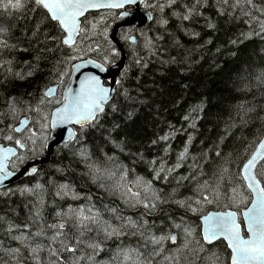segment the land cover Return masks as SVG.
Masks as SVG:
<instances>
[{"label":"trees","instance_id":"16d2710c","mask_svg":"<svg viewBox=\"0 0 264 264\" xmlns=\"http://www.w3.org/2000/svg\"><path fill=\"white\" fill-rule=\"evenodd\" d=\"M193 3L194 0H177L174 10L185 12V6L191 7ZM255 3L257 7H264V0H255ZM197 11L199 15L182 21L172 15L173 9L166 8L163 14L152 10L153 23L142 30H133L136 32V43L131 46L128 41L123 43L127 71L119 77L122 86L117 85L113 100L99 117V126L86 128L68 143V147H59L50 162L40 167L36 175L0 193V217L5 218L0 222V264H16L5 249L17 247L23 254L20 264H35L21 244L12 239V235L25 231L31 236V233L44 229L46 235L51 236L55 230L47 226L61 222L56 213L67 212L69 207L83 208L86 214L89 208L93 212L99 210L103 218L113 224L120 223L116 216L125 220L128 217L133 221L147 220L149 225L154 223L157 226L170 223L169 217L180 223L182 217L183 222L195 230L194 236L189 238L193 241L190 248L197 247L194 241L200 239V218L210 211L228 210L223 207L225 201L222 200L218 205H203L202 211L194 214L171 201L189 197L197 199V184L190 177L196 175L200 183L211 181L212 173L223 163L222 158L229 154L231 172L237 174V166H242L247 156L255 151L259 139L264 138V78L258 79L264 73V36L256 35L260 31L258 25L250 24L248 17L240 11L229 9V12L235 11L234 16L221 14L217 0H207V6ZM91 15L94 14L88 15L87 20ZM161 15L168 19L166 26L157 23ZM209 24L214 27H209ZM0 30V41L14 46L10 49L0 47V64L3 65L0 67V113H5L0 116L3 121L0 123V143L8 145L15 144L18 136L11 129L23 117L31 120L38 118L34 112L24 110L25 103L31 102L34 106L49 87L59 85L61 89L53 103L46 98L42 106L50 114L60 104L57 101L62 102V91L69 79V76H64L61 84L56 72H69L83 56H78L77 51L66 46H61L63 50L42 51L54 48L59 41L46 38L51 25L41 24L40 13L30 12L27 8L18 11L0 7ZM145 37L154 46L152 49L145 47ZM103 43L98 45V51H90L89 58L104 62L105 52L112 43ZM86 49L83 48V51ZM68 55H76L79 59L62 63L57 68L56 62ZM109 56L111 62L119 58L111 56L110 52ZM137 59L139 64L135 63ZM8 60L13 63L6 64ZM25 62L38 66L34 74L14 79L7 68L11 67L13 72H26L28 65ZM13 97L16 98L14 115L9 99ZM112 105L116 106V111L112 110ZM6 135H11L13 140L5 139ZM163 136H168V139L161 140ZM185 148L188 152L180 162L182 166L170 175L162 173V176L168 175L167 180L154 179L153 166L148 162L157 160L154 166L157 169L160 162L166 169L172 168ZM81 150L87 155L86 160L81 158ZM218 151L221 157L215 155ZM45 153L41 144L34 157L44 156ZM120 166L128 170L123 185L137 191L131 182L138 176L143 177L152 182L162 200L169 202L158 204L154 211L126 203L129 197L112 191L120 172L109 178V173ZM94 169H99L95 178L92 174ZM37 184L42 187L37 188ZM62 184L69 185L72 190L68 197L56 195L58 186ZM23 188H32L35 192L21 194L20 189ZM73 193L78 198L73 199ZM111 208L118 211L113 214L109 211ZM9 223L18 225L19 229L12 234L7 233ZM25 225L29 228L25 229ZM125 230L129 234L120 239H105L103 233L97 235L95 230L87 234L98 240L103 248L96 257L100 264H120L122 257L115 262L112 260L119 247L144 251L143 241L131 235L129 229ZM67 231L69 239L78 234L74 229ZM152 231L160 234L158 228ZM164 231L168 232V228ZM171 234L177 235V242H165L164 252L154 259V264H170L164 256L179 257V264H204L190 250L177 251L184 242L182 230L172 229ZM37 241L45 244L39 256L41 264H48L50 259H55L49 256V241L35 238L32 243ZM51 246L59 247V244ZM205 247L219 254L221 264H227L230 251L224 241ZM148 251H151L150 246ZM62 255L72 258L70 253Z\"/></svg>","mask_w":264,"mask_h":264},{"label":"snow or ice","instance_id":"6c2138e0","mask_svg":"<svg viewBox=\"0 0 264 264\" xmlns=\"http://www.w3.org/2000/svg\"><path fill=\"white\" fill-rule=\"evenodd\" d=\"M140 5H143L145 9H152L161 14L165 12L166 8L173 9V16L182 21H188L200 14L197 9L207 6V0H194L191 7L185 6V12L174 10L177 6V0H164L163 3L161 0H154L152 3H149L148 0H0V7H3L5 10L11 8L19 11L27 8L30 12L40 13L41 24L51 25V31L47 34L46 38L52 41L58 40L59 43L54 48L43 49L42 51L63 50L61 46H66L67 49H71L72 51H82L83 49L74 47L77 45L78 40L83 42L90 39L92 35L100 34L97 32V23L88 21L85 16V13L91 9H125L130 8V6L139 8ZM217 6L221 14H228L230 16H234L235 11H240L244 17H248L250 24L254 23L258 25L260 31L256 35L264 36V7H257L255 0H217ZM229 9L235 11L229 12ZM134 16L135 13L131 10L119 13V19L128 22L129 30H132L136 26L137 21L133 19ZM147 19H153L151 11L147 12ZM157 23L161 26H166L168 19L161 15ZM208 26L214 27L212 24ZM141 34L143 35V33ZM103 35L107 38L106 30ZM123 38L125 40L130 39L127 35ZM145 41L146 48L152 49L154 47L147 37H145ZM109 43L111 44V41ZM132 43H136L135 39H132ZM0 47L10 49L14 46H10L6 41H0ZM24 50L26 51V49ZM91 50L98 51V48ZM109 52L113 57L119 55L115 46L112 45L105 52L103 63L84 61L82 64H73L69 72L59 70L56 72L61 84L63 83L64 76H69L70 82L64 93L63 101H57L62 106L56 108L54 112L44 114L42 107L45 104L46 98L50 97L55 91L51 88L44 92L42 97L37 99L34 106L31 102H26L24 110L34 112L39 117L37 123L45 131L49 128V125L51 129L55 130H59L64 125L79 126V133L73 131L71 128L66 129L68 136L72 139L82 134L88 127L96 128L99 126V117L104 114L105 106L111 100L110 93L114 89L105 87L104 82L98 74L82 72L81 69L88 64H92L99 72L109 71L105 67V64L111 63ZM76 59H79V57L68 55L62 60L57 61L56 66L58 68L60 64L70 63ZM5 63L11 65L13 62L8 60ZM25 63L28 65L26 72H13L11 67H8L7 71L14 79H24L26 76L33 75L38 66L28 62ZM135 63L139 64L140 60H135ZM0 67H3V65L0 64ZM71 71L80 72V76L76 81L78 87L73 88L71 86ZM126 71L127 69L122 71V77ZM261 78H264V73H261L260 77H258V79ZM115 84L122 86V79L115 80ZM125 95H127L126 90ZM9 99L11 112L14 115L16 112V98ZM111 107L113 111H116L115 105ZM3 115L5 113H0V116ZM49 116L51 119H49ZM0 123H3V121L0 120ZM19 123L20 125H26L29 123V120L26 117L24 120H20ZM11 130L17 133L22 131L21 127ZM4 138L9 141L13 140L11 135H6ZM27 139L33 145L31 149L33 152L36 151L35 145L38 139L42 141L43 147L47 146L46 141L48 137H38L34 130ZM160 139L166 141L168 136H163ZM76 142L79 143L78 140ZM153 143H156V141H153ZM15 144L17 148L28 149V145L21 139H16ZM64 147H68V142L64 143ZM165 152H167V149H165ZM187 152L188 149L185 148L179 154L177 163L172 168L166 169L164 164L160 162V166L157 169L154 166L158 161H149L150 166H153L154 179L163 178L167 180L168 175L176 168L182 166L180 162L186 158ZM80 155L82 159L86 160L88 158L83 150H81ZM215 155L221 157L219 151ZM230 155L222 158L223 163L218 165L212 173L213 178L211 181L205 180L203 183H200L196 175L190 177L197 184L195 190L198 196L197 199L193 200L189 197L184 200L171 201L178 207L194 214L201 212L203 205H218L222 200L225 201L223 207L228 209L227 211L208 213L201 217L200 239L194 241L197 246L195 248H190V244L193 241L189 239L194 236L195 230L185 224L182 217L180 223L172 221L171 217H169L170 223H162L157 226L154 223L149 225L147 220H142V222L133 221L131 217L125 220L120 216H116V219L120 223L113 224L108 219H104L99 210L93 212L92 208L87 210V214L83 208L72 209L71 207H69L67 212H57L56 216L60 217L61 222L47 226L55 230L51 236H47L44 229H40L35 233H31V236L28 232L20 231L19 235H12V239L21 244L29 253V258L35 261V264H41L39 256L45 249V244L42 241H37L35 244L32 243L35 238H43V240L49 241L47 250L50 258L55 259H50L48 264H100L96 260V257L103 251V248L98 240L88 237L87 234L95 230L97 235L103 233L105 239H120V237L129 234L125 231V228H127L131 231V235L138 236L143 241L142 247L144 251H141L140 248L119 247L112 260L115 261L118 257H122L120 264H154V259L163 254L165 242L171 241L173 244L177 242L178 237L171 234V230L178 229L184 233V242L177 251L190 250L196 255L198 260H203L204 264H221L219 254L205 247V245L212 246L214 242L221 240L226 242L227 249L230 250L227 264H264V138L259 139L255 151L250 156H247L242 166H237L239 168L237 174L231 172L232 160ZM12 157H15L20 162L25 160L23 155H17L15 148L0 147V185L15 175V172L8 171ZM36 171L37 169L33 166L30 169L25 168L24 174L32 175ZM117 171L120 172V176L116 180L112 191L114 193L119 191L121 196L129 197L125 201L126 203H130L132 206H142L146 210L154 211L157 209L158 204L169 202L162 200L159 193L153 188L152 182L145 180L143 177L138 176L131 182L138 189L137 191H133L131 187L123 185L122 182L128 173V170L124 166H120L116 171L110 172L109 178L115 177ZM96 172H99V169L93 170L92 174L94 178ZM162 173H167L168 175L162 176ZM200 174L203 175L204 173L201 171ZM181 179L187 180L189 177H182ZM101 186L103 187V185ZM36 187L41 188L42 186L37 184ZM20 191L21 194L24 192L33 194L35 192L32 188H23ZM71 191L69 185L62 184L58 186L56 195L63 198L69 195ZM72 198L76 199L78 197L73 193ZM41 203H43L42 200ZM233 208L236 210L233 211ZM109 211L115 214L118 210L111 208ZM36 215L39 217V210H37ZM4 219V217H0V222L4 221ZM24 227L25 229L29 228L28 225ZM153 228H158L160 234L157 235L156 232L152 231ZM165 228H168V232L164 231ZM18 229V225L9 223L6 231L12 234ZM68 229H74L78 234H74L69 239ZM56 243L59 244V247L51 246ZM149 246H151V251H148ZM5 252L16 260V264H20V257L23 255L20 247L8 248L5 249ZM63 253L72 254V258L63 257ZM200 253H206V255L201 256ZM164 260L169 261L170 264H179V257L164 256Z\"/></svg>","mask_w":264,"mask_h":264},{"label":"water","instance_id":"95a60500","mask_svg":"<svg viewBox=\"0 0 264 264\" xmlns=\"http://www.w3.org/2000/svg\"><path fill=\"white\" fill-rule=\"evenodd\" d=\"M142 7H143V5H140L139 8H137L136 6H130V8L132 9L131 11L135 13V16L133 17V19H135L137 21V23H136V26L134 28L137 30H142L144 28H147L154 21V15H153V19H151V20L147 19V12H143ZM127 9L128 8H125V9H107V8L91 9L87 13H85V16L87 17L90 14H97V13H102V12H118V13H120L121 11H125ZM152 14H153V12H152ZM126 28H128V22L126 20H120L119 22H117L113 26L112 30L109 33V40L116 47L117 51L119 52V56H120L119 61L112 63L108 67L105 66L106 68L109 69V71L103 72V73L99 72L98 69H96L92 64H88L81 69L82 72H92V73L98 74L101 77L102 81L104 82L105 87H109L110 89H114V91H112L110 93L111 100L109 101L108 105L111 103V101L113 100L115 93H116L117 85L115 84V80L119 79L122 71L124 69H126V65H127L126 51L123 47L122 41L119 38V33L123 29H126ZM132 39H135V41H136V36H132L131 41H132ZM78 42H79V40L77 41V44H78ZM84 61H94L95 63H101V62H99L93 58H86V59H83V60L76 62L75 64H82ZM79 76H80V72L71 71V74H70L71 86L73 88L78 87L76 81H77V78ZM69 82L70 81L68 79V81H67V83L63 89V92H62L63 96L67 90ZM105 82H110V83H109V85H106ZM50 88L54 89L55 91L53 92V94L50 97H48V99H53L58 95L59 85L51 86L48 89H50ZM108 105L105 106V109L107 108ZM61 106H62V104H60L56 108L61 107ZM55 109L52 112H54ZM25 118L26 117H23L21 120H24ZM50 119H51V117H50ZM28 120H29V123L26 125H20V123H18L16 125V127H21V129H22L21 132H19V133L16 132L17 134H21V133L25 132L30 127L32 121L30 118H28ZM68 128H71L73 131H76V129L79 128V126H77V125H64L59 130L51 129V127H50V134H49V138L47 141V146L45 147V152H46L45 156L29 160L20 169H18V170H12L11 169V164L15 159V157H12L11 162L9 163V166H8V171L15 172V175L13 177H11L9 180H6L2 185H0V193L4 190H7V189L15 186L16 184L20 183L25 178L36 175L40 167L45 166L50 162L51 157L54 154V152L57 150V148L63 146L65 142H68V143L72 142L74 139H72L68 136V132L66 131V129H68ZM0 147L15 148L17 155H19V149H22V148H17L16 145H12V144L4 145L2 143H0ZM33 166L37 169V171L35 173H33L32 175L24 174L25 168L30 169ZM214 212H218V211H210L208 213H214ZM208 213H206L204 215H207ZM200 221H201V218H200ZM201 227H202V225H201ZM217 242H219V241L214 242V244ZM225 244H226V242H225Z\"/></svg>","mask_w":264,"mask_h":264},{"label":"rangeland","instance_id":"374dc122","mask_svg":"<svg viewBox=\"0 0 264 264\" xmlns=\"http://www.w3.org/2000/svg\"><path fill=\"white\" fill-rule=\"evenodd\" d=\"M149 3L154 2V0H149ZM117 19V13L116 12H106V13H98V14H94L91 15L90 18L88 19V21H92V22H96L97 23V32L100 33L98 35H92L90 39L85 40L83 42H79V44L76 46L80 49L86 48V51H77L79 54L78 56H83L84 58H87L90 51H92L91 49H93V47L96 45L98 46V44H101L103 42H109V33L111 31V24H114V22ZM107 32V38H105V36L103 35V33ZM136 32L132 31L128 34L129 37L131 36H136L135 35ZM91 35V34H90ZM129 40V39H128ZM126 40V41H128ZM88 44L92 45L93 47H88ZM111 47H108V49H110ZM79 61V60H78ZM50 102L53 103V99L50 100ZM54 110V109H53ZM44 114H47L46 110H44ZM39 119V117L36 120H32L33 123L31 124L30 128H28L25 132L21 133V134H17V138L16 139H21L23 140L27 145H28V149L24 150L21 155H23L25 157V160L23 162L17 161L15 160L12 164V168L17 169L18 167H20L21 165L24 164V162L27 160L28 158H33L34 157V153L31 149L33 147V145L28 141V136L31 135V132L34 130L37 134L38 137H43V136H47L49 138V134H50V125L49 128L45 131L43 129H41L40 124L37 123V120ZM50 119V116H49ZM48 141V139H47ZM46 141V144H47ZM42 144L41 140H37V143L35 145V148L37 149V147H40V145ZM16 145V144H14Z\"/></svg>","mask_w":264,"mask_h":264},{"label":"flooded vegetation","instance_id":"af4514ba","mask_svg":"<svg viewBox=\"0 0 264 264\" xmlns=\"http://www.w3.org/2000/svg\"><path fill=\"white\" fill-rule=\"evenodd\" d=\"M148 1H149V0H148ZM127 10H132V9H131V8H128ZM142 10H143V12H149V11L152 12V9H145L144 7H142ZM119 21H120V19H119V13H117V19H116L115 24H116L117 22H119ZM115 24H114V25H115ZM112 28H113V27H112ZM112 28H111V29H112ZM134 29H135V28H133L132 30L128 31L129 28H128V29L126 28V29H123V30L119 33V38H120V40L122 41V43H126V42H127L123 37H124L125 35L128 36V34H129L130 32H132ZM136 30H137V29H136ZM131 38H132V36H131L130 39L128 40V43H129L130 45H131V44L133 45L132 41H130ZM136 40H137V39H136ZM123 41H124V42H123ZM79 42H80V41H79ZM78 44H79V43H78ZM96 48H98V47H96ZM87 58H89V56H88ZM119 58H120V56H119ZM119 58L116 59L115 61L109 63V64H106L105 66L108 67V66H110L112 63L119 61ZM109 83H110V82H105L106 85H109ZM60 89H61V88H59L58 93L60 92ZM62 92H63V91H62ZM13 162H14V161H13ZM13 162H12V164H13ZM27 162H28V161L26 160V161L24 162V164L20 166V168L23 167ZM12 164H11V169H12V170H15V168H12Z\"/></svg>","mask_w":264,"mask_h":264},{"label":"bare ground","instance_id":"6f19581e","mask_svg":"<svg viewBox=\"0 0 264 264\" xmlns=\"http://www.w3.org/2000/svg\"><path fill=\"white\" fill-rule=\"evenodd\" d=\"M103 14H104V13H103ZM115 22H116V21H115ZM111 25H112V24H111ZM113 25H114V24H113ZM111 28H112V26H111ZM127 29H128V28H127ZM128 31H130V30H128ZM128 37H129V36H128ZM130 41H131V40H130ZM109 42H110V41H109ZM123 42H124V41H123ZM106 43H107V42H106ZM103 44H104V43H103ZM108 44H109V43H108ZM98 45H100V44H98ZM101 45H102V44H101ZM110 45H111V44H110ZM131 45H132V44H131ZM131 45H130V46H131ZM95 46H96V45H95ZM103 46H104V45H103ZM97 47H98V46H97ZM93 48H95V47H93ZM99 49H100V48H99ZM99 49H98V50H99ZM101 49H102V48H101ZM118 56H119V55H118ZM63 146H64V145H63ZM57 149H58V148H57ZM24 150H25V149H19V155H21V153H22ZM44 156H45V154H44ZM40 157H42V156H40ZM36 158H39V157H33V158H30V159H28V161L31 160V159H36ZM15 160H16V158L14 159V161H15ZM16 185H17V184H16ZM16 185H15V186H16ZM67 197H68V196H67ZM53 220H54V219H53ZM126 229H127V228H126ZM125 231H127V230H125ZM127 232H128V231H127ZM130 233H131V232H130ZM156 233H157V232H156ZM47 235H48V234H47ZM51 235H52V234H51ZM120 238H121V237H120ZM104 243H105V242H104ZM215 244H216V243H215ZM150 247H151V246H150ZM117 248H118V246H117ZM117 248H116V249H117ZM116 249H115V251H116ZM111 252H112V251H111ZM114 253H115V252H114ZM114 253H113V254H114ZM106 254H107V253H106ZM104 255H105V254H104ZM111 255H112V254H111ZM100 257H101V256H100ZM100 257H99V258H100ZM107 257H108V256H107ZM103 258L106 259L105 256H104ZM103 258H102V259H103ZM102 259H101V261H102ZM110 259H111V258H110ZM110 259H109V260H110ZM47 260H48V259H47ZM119 260H120V259H119ZM119 260H118V261H119ZM104 261H105V260H104ZM114 262H115V261H114ZM108 263H109V262H108ZM110 263H111V262H110ZM116 263H117V261H116ZM119 263H120V262H119Z\"/></svg>","mask_w":264,"mask_h":264}]
</instances>
